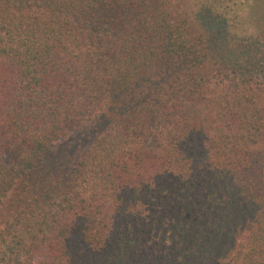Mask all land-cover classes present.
<instances>
[{
	"label": "trees",
	"instance_id": "trees-1",
	"mask_svg": "<svg viewBox=\"0 0 264 264\" xmlns=\"http://www.w3.org/2000/svg\"><path fill=\"white\" fill-rule=\"evenodd\" d=\"M232 15L0 0V264H264V40Z\"/></svg>",
	"mask_w": 264,
	"mask_h": 264
},
{
	"label": "rangeland",
	"instance_id": "rangeland-1",
	"mask_svg": "<svg viewBox=\"0 0 264 264\" xmlns=\"http://www.w3.org/2000/svg\"><path fill=\"white\" fill-rule=\"evenodd\" d=\"M225 1H227V4L229 5V10L233 9L234 13V15H232L229 19L230 30H232L236 34H238L237 31L240 32L243 28L245 30H248V28H250L251 31H256V34H253L254 36H251V34L247 32V35H249L251 38H249V36H245V34H239L237 35L238 40L236 41L246 43V41L250 39L254 40L261 38L264 40V0ZM260 61L263 64V69L258 72V75L259 77H261V80L264 81V56Z\"/></svg>",
	"mask_w": 264,
	"mask_h": 264
}]
</instances>
